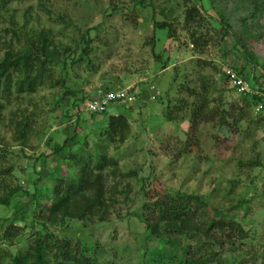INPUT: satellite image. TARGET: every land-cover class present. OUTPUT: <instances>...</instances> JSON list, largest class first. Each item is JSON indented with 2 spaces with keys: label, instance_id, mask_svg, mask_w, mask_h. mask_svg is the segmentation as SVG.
Segmentation results:
<instances>
[{
  "label": "rangeland",
  "instance_id": "374dc122",
  "mask_svg": "<svg viewBox=\"0 0 264 264\" xmlns=\"http://www.w3.org/2000/svg\"><path fill=\"white\" fill-rule=\"evenodd\" d=\"M143 1L136 6L138 0H20L0 13V60L41 30L68 60L63 72L57 63L52 81L56 84L61 73L66 87L13 91L2 101L0 264L33 244L42 228L36 213L53 203L58 182L77 181L81 166L104 154L116 158L124 173L115 177L105 171L110 192L116 186L107 220H74L55 228L59 238L83 243L98 264H145L144 252L152 245L141 218L146 194H199L210 203L211 216L216 208L248 233L241 249L224 254V264H264V111L257 112L252 97L238 93L220 74V66L229 65L251 86L256 77L262 90L252 88L264 98V0ZM196 4L205 9L204 18L186 21L187 9ZM161 22L167 28H160ZM156 54L162 55L160 62ZM189 86H207L215 108L196 124ZM127 87L132 104L86 111L98 88ZM168 104L174 121L166 118ZM222 108L234 114L228 126L220 124ZM121 113L130 121V133L125 142L113 143L105 129L110 117ZM188 136L199 142L201 155L180 153ZM12 189L17 192L10 204H2ZM10 226L13 236L6 238Z\"/></svg>",
  "mask_w": 264,
  "mask_h": 264
},
{
  "label": "trees",
  "instance_id": "16d2710c",
  "mask_svg": "<svg viewBox=\"0 0 264 264\" xmlns=\"http://www.w3.org/2000/svg\"><path fill=\"white\" fill-rule=\"evenodd\" d=\"M14 1L20 0H0V13ZM138 1L136 6L145 5L143 0ZM205 13L203 6L196 4L187 9L185 18L186 21L193 23L204 18ZM158 25L160 28H167L163 22ZM221 25L227 33L230 32L227 23L223 21ZM172 34L173 30H169L168 35L171 37ZM61 53L60 48L50 39L49 32L45 30L27 36L17 51L7 50L5 57L0 60V122L5 109L2 101L10 100L13 91L25 94L34 93L44 86L52 87L59 84L66 87V78L61 73L56 84L52 83L57 63L62 64L61 71L67 67L68 60L63 59ZM155 58L160 62L162 55L156 54ZM163 65L164 68L168 66L166 62ZM253 81L255 84L252 83V86L261 91L258 79L254 77ZM203 88L202 90L190 86L187 88L190 95L196 97L190 115L191 122L195 124L215 109L210 106L211 98L206 96L207 86ZM244 96L252 97L253 104L261 105V111H264L262 95ZM169 105L165 112L166 118L168 121H174L176 115ZM221 112L220 124L228 126L230 124L228 119L234 117V114L225 108H222ZM129 133L130 121L125 114L110 117L105 129V135L109 140L113 143L125 142ZM180 153L201 155L203 150L195 138L188 136ZM109 169L112 176L124 175L119 161L104 154L95 164L91 158L85 162L80 168L77 181L61 179L55 186L53 203L36 213V220L41 223L42 228L36 231L33 244L23 254L15 256L9 264H98L96 256L89 254V247L83 243L81 246L75 245L70 239L59 238L55 228H66L74 220L86 224L95 219L107 220L105 216L110 206L109 195L114 194L116 190V186L111 192L108 188L105 171ZM16 192L17 190H9L1 203L9 205ZM146 197L141 218L145 225L146 242L152 245L144 252L145 264H224V254L227 251L241 249L243 243L248 240V233L234 217L224 215L216 208L214 209L216 215L211 216L210 203L203 195L165 192L154 197L147 193ZM12 228L13 226H10L5 231L6 238L13 236Z\"/></svg>",
  "mask_w": 264,
  "mask_h": 264
},
{
  "label": "built area",
  "instance_id": "2783aa9c",
  "mask_svg": "<svg viewBox=\"0 0 264 264\" xmlns=\"http://www.w3.org/2000/svg\"><path fill=\"white\" fill-rule=\"evenodd\" d=\"M220 70V74L225 76L231 87L238 93L242 95H262L259 91L252 88L249 80L236 68L224 65L223 67L220 66ZM130 90V87L116 90L98 88L96 94L87 103L86 111L91 114L104 113L111 104L130 105L135 100ZM261 108V105L257 106L256 111H261Z\"/></svg>",
  "mask_w": 264,
  "mask_h": 264
},
{
  "label": "crops",
  "instance_id": "0c3cea01",
  "mask_svg": "<svg viewBox=\"0 0 264 264\" xmlns=\"http://www.w3.org/2000/svg\"><path fill=\"white\" fill-rule=\"evenodd\" d=\"M130 87H132V85Z\"/></svg>",
  "mask_w": 264,
  "mask_h": 264
}]
</instances>
